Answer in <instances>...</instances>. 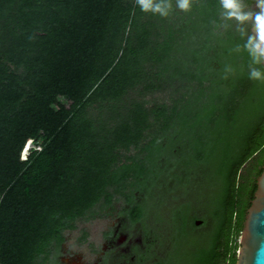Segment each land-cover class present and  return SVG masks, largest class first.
<instances>
[{
  "label": "trees",
  "instance_id": "16d2710c",
  "mask_svg": "<svg viewBox=\"0 0 264 264\" xmlns=\"http://www.w3.org/2000/svg\"><path fill=\"white\" fill-rule=\"evenodd\" d=\"M190 2L162 17L136 0H0V264H43L97 205L166 178L206 203L197 264L226 256L264 166V82L248 75L251 24ZM165 90L170 107L145 99Z\"/></svg>",
  "mask_w": 264,
  "mask_h": 264
},
{
  "label": "rangeland",
  "instance_id": "374dc122",
  "mask_svg": "<svg viewBox=\"0 0 264 264\" xmlns=\"http://www.w3.org/2000/svg\"><path fill=\"white\" fill-rule=\"evenodd\" d=\"M244 9L253 13L259 11L256 3L244 7ZM247 23L251 24V33L255 35L253 30L254 20ZM172 97L174 96H172L170 91L165 90L154 95H147L145 99H155L157 103L170 107L173 103ZM166 143L167 139L163 141V146ZM28 148L29 145L27 143L21 153V159H25L27 156ZM134 153V149H131L129 152V154ZM158 163L160 164V168H164V159L159 160ZM164 172L166 173L167 169ZM167 179H165L164 183L169 188V199L164 207L160 205L161 210L157 204L160 201L158 192L165 187V184H161V187L155 184L152 187L148 183L144 188L126 189L124 194L131 198V204L127 202L125 196L113 194L109 205L106 206L100 203L92 210L94 214L88 213L76 221V228L74 230L65 231V242L61 248L54 251L53 260L51 259L53 262L46 261L43 264H91L98 255L104 252L105 235L111 232L115 233L117 238V243L115 242V244L117 245L120 244L121 246L128 239H131L134 244L139 242L140 235L135 230L136 225H131L126 230L122 228L124 221L128 220L126 210L132 204L139 205L144 209L143 224L147 229L154 232L156 242L150 254L151 261L158 264H197L202 255L200 246L203 239L208 235L211 226V222L207 217L208 210L206 203L201 198H194V195L188 190L174 191ZM151 192L152 195L150 194ZM183 209H185V214L190 211V216L187 217V226L185 230L179 229L176 231V226L170 222V214L179 213ZM160 212H163L166 216L165 222L158 220L157 214ZM192 216L195 217V221H201V223L198 225L194 223L192 225ZM239 237L240 235H235L232 232L226 256L220 264H231V258L233 259V264L236 263ZM124 251L127 252L128 249L125 248Z\"/></svg>",
  "mask_w": 264,
  "mask_h": 264
},
{
  "label": "clouds",
  "instance_id": "9594fccd",
  "mask_svg": "<svg viewBox=\"0 0 264 264\" xmlns=\"http://www.w3.org/2000/svg\"><path fill=\"white\" fill-rule=\"evenodd\" d=\"M137 6L145 13L151 12L166 17L172 11L170 0H136ZM222 15L226 21L235 20L238 24L244 25L246 22L254 20L255 35H248L244 48L251 57L249 67V79L264 82V0H256V7L259 11L253 13L244 10L241 0H220ZM176 7L182 11H189L190 0H176ZM246 35L241 29V37Z\"/></svg>",
  "mask_w": 264,
  "mask_h": 264
},
{
  "label": "water",
  "instance_id": "95a60500",
  "mask_svg": "<svg viewBox=\"0 0 264 264\" xmlns=\"http://www.w3.org/2000/svg\"><path fill=\"white\" fill-rule=\"evenodd\" d=\"M199 223L195 221V225ZM235 264H264V166L244 216Z\"/></svg>",
  "mask_w": 264,
  "mask_h": 264
},
{
  "label": "flooded vegetation",
  "instance_id": "af4514ba",
  "mask_svg": "<svg viewBox=\"0 0 264 264\" xmlns=\"http://www.w3.org/2000/svg\"><path fill=\"white\" fill-rule=\"evenodd\" d=\"M130 208L131 206H129V208L126 210L127 213L126 216L128 218L127 220L128 222L124 221L122 228L123 229L125 228L126 230L127 228L131 227V225H136L135 230L138 231L140 235V241L134 244L131 241V239H128L125 240V242L120 246V244L119 245L115 244L117 240L115 233L114 232L107 233V235H105L104 252L98 255L95 258V261L91 264H158L150 260V254L156 242L154 238V232L152 230L147 229L146 226L143 224L144 216L136 223L131 222L128 217V212ZM62 246L63 244H61L59 248H61ZM123 248L124 249L127 248L128 251L125 252ZM54 251H51V254L48 257L47 261L50 263L53 262L52 260L55 254ZM66 264H71V263H66Z\"/></svg>",
  "mask_w": 264,
  "mask_h": 264
}]
</instances>
